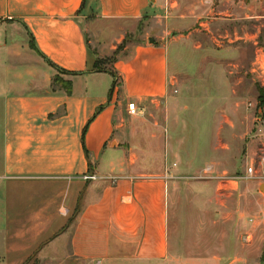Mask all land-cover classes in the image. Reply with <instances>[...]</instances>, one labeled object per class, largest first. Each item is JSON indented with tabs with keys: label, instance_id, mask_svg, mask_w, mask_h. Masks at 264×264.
Instances as JSON below:
<instances>
[{
	"label": "crops",
	"instance_id": "0c3cea01",
	"mask_svg": "<svg viewBox=\"0 0 264 264\" xmlns=\"http://www.w3.org/2000/svg\"><path fill=\"white\" fill-rule=\"evenodd\" d=\"M161 13V0H0V264H264L230 235L173 248L179 168L124 137L127 104L143 119L168 94L166 49L145 32L110 70L96 63Z\"/></svg>",
	"mask_w": 264,
	"mask_h": 264
},
{
	"label": "rangeland",
	"instance_id": "374dc122",
	"mask_svg": "<svg viewBox=\"0 0 264 264\" xmlns=\"http://www.w3.org/2000/svg\"><path fill=\"white\" fill-rule=\"evenodd\" d=\"M161 6L157 22L142 24L96 66L110 70L112 59L128 55L131 40L145 32L148 43L166 49L168 94L143 119L128 115L124 137L132 148L159 155L164 174L179 168L174 204L168 202L173 248L179 240L186 250L218 251L230 235L243 245L244 260H264V0H161ZM251 166L257 174L249 177Z\"/></svg>",
	"mask_w": 264,
	"mask_h": 264
},
{
	"label": "built area",
	"instance_id": "2783aa9c",
	"mask_svg": "<svg viewBox=\"0 0 264 264\" xmlns=\"http://www.w3.org/2000/svg\"><path fill=\"white\" fill-rule=\"evenodd\" d=\"M127 110H128L129 115H132V116L139 115V114L141 113V110H139V109L135 106L134 103H129V104H127ZM263 159H264V158H263ZM263 161H264V160H263ZM262 171H263V170H261V172H262ZM246 172H247V175H248L249 177H252V176H254V175L257 174V172L254 170V168H253L252 166H251V167H248L247 170H246ZM82 178H83V180H85V181H91V180L96 179L97 176L94 175V174H86V175H84Z\"/></svg>",
	"mask_w": 264,
	"mask_h": 264
},
{
	"label": "trees",
	"instance_id": "16d2710c",
	"mask_svg": "<svg viewBox=\"0 0 264 264\" xmlns=\"http://www.w3.org/2000/svg\"><path fill=\"white\" fill-rule=\"evenodd\" d=\"M125 43V39L123 40V42H122V44H120L118 47H117V49L115 50V52H114V55H116V53H117V51H119L121 48H122V46H123V44ZM30 47H31V49L32 50H34V51H36L37 53H39L38 52V50H37V48L33 45V44H31L30 43ZM113 55V56H114ZM112 56V57H113ZM103 61H98L97 63H102ZM97 63H96V66H97ZM97 68V67H96ZM60 71H62V73H65V71L64 70H60ZM52 84L53 85H58V86H60L61 88H63L65 91H66V93L67 94H70V86H71V84H70V82H66V81H63L62 79H60L58 76H55L54 78H53V80H52Z\"/></svg>",
	"mask_w": 264,
	"mask_h": 264
},
{
	"label": "water",
	"instance_id": "95a60500",
	"mask_svg": "<svg viewBox=\"0 0 264 264\" xmlns=\"http://www.w3.org/2000/svg\"><path fill=\"white\" fill-rule=\"evenodd\" d=\"M149 42H152L151 38L148 39Z\"/></svg>",
	"mask_w": 264,
	"mask_h": 264
}]
</instances>
